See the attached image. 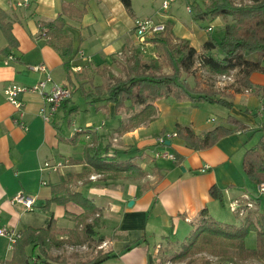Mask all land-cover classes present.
Segmentation results:
<instances>
[{
  "label": "crops",
  "instance_id": "crops-1",
  "mask_svg": "<svg viewBox=\"0 0 264 264\" xmlns=\"http://www.w3.org/2000/svg\"><path fill=\"white\" fill-rule=\"evenodd\" d=\"M162 1L130 0L133 12L130 15L120 0H29L22 6L16 5L22 0H0V11L5 14V22L16 42L10 55H4L2 50L7 40L0 27V227L18 233L25 227L44 229L52 218L60 229L74 228L76 218L84 215L79 205L74 202L51 203L45 208L52 197L51 186L69 179V190L91 199L97 208L88 219L100 217L101 227L95 231L104 236V241L96 248L117 255L102 264H158L156 256L159 251H177L180 243H174V237L180 234L186 237L191 231L190 222L202 209H207L210 216H218L219 202L209 194L212 186H216L223 201L229 203L243 196L253 197L249 195L253 188L257 198L264 196V192L260 193L242 170L245 150L252 147H248L244 136L253 128H264V92L259 89L264 86V74L253 73L250 81L254 87L248 90L235 84L223 86L225 89L209 86L219 93L218 97L233 103L231 109L218 110L217 105L192 103L187 99L177 102L168 97L154 103L156 112L153 116L138 121L131 128L125 123L134 113L116 112L112 104L94 106L99 112L105 111L103 115L107 123L112 124L106 127V122L102 121L101 126L105 128H94L93 140L89 135L80 136L79 144L82 148L84 145L107 146L109 155H116L120 160L132 159L145 173V177L138 181L106 180L105 174L80 163L83 153H75L67 143L73 136L65 135L60 129L62 120L77 109L73 103L74 94L69 103L60 106L51 122H45L39 116L43 98L38 93L26 92L20 96L23 102L21 111L6 100L4 89L7 86L31 87L44 77V73L29 69L33 65H45L55 83L69 88L80 84L84 87L103 85L97 81L107 76L103 73L104 66L118 77L114 69L117 60L140 45L134 34L135 19L172 23L174 36L189 41L197 53L201 52L208 35L221 34V28L230 20L216 17L202 27L186 8L198 0H176L165 11L161 10ZM64 4L77 11L84 10L82 15L70 12L64 16V30L72 49L69 57L60 54L56 43L50 44L46 38L39 37V24L54 21L62 13ZM183 5L190 17L185 22L177 19V11ZM140 46L153 47L151 44ZM66 61L72 66L69 79L64 68ZM74 67L78 70L75 71ZM225 76L231 79L232 73ZM49 87L48 84L46 90ZM139 109L136 107L135 111ZM212 111L220 114L218 119L209 115ZM228 116L243 127L209 149L193 151L178 138L164 147L154 142L153 135L164 128L175 131L177 125L189 128L200 137L218 125L236 128L235 122L227 121ZM132 119L134 122L140 120L137 117ZM19 122L26 130L18 126ZM169 146L170 153L180 156L179 165L155 158V152ZM45 162L52 167L44 169ZM57 164L60 166L55 167ZM19 193L34 198L32 210L12 203V198ZM129 201H132L131 205ZM138 241H141L139 245L130 248ZM245 246L253 249L254 242L245 243ZM11 256L7 239L0 237V264L9 261Z\"/></svg>",
  "mask_w": 264,
  "mask_h": 264
},
{
  "label": "trees",
  "instance_id": "trees-1",
  "mask_svg": "<svg viewBox=\"0 0 264 264\" xmlns=\"http://www.w3.org/2000/svg\"><path fill=\"white\" fill-rule=\"evenodd\" d=\"M120 1L126 12L132 15L130 0ZM208 1V5L198 2L191 5L193 20H212L216 17H228L230 20L221 28V34L208 35L200 53L196 52L189 41L176 38L172 32L173 24L167 22L162 32L153 35L146 42L153 45L159 55L157 58L148 63L143 62L138 50H133L123 65V77L110 74L111 82L108 85L91 84L89 90L84 88V84L72 86L71 94L79 91L82 98L93 107H97L99 103H103L104 107L112 104L116 112H132L133 117L139 118L140 121H146L155 114L156 101L168 97L177 102L187 99L192 103L206 102L231 109V101L218 97L219 93L210 88H200L198 84L190 85L182 74H189L197 63L199 67L215 76L234 73V84L242 90L252 89L254 85L250 76L253 73L264 74V0ZM70 12L82 15L84 10L77 11L73 6L64 4L62 13L54 21L39 24V37L46 38L50 44L56 43L63 57H69L72 53L70 39L64 30V16ZM5 19V14L0 11V27L7 40L2 53L8 56L16 42ZM64 68L69 79L72 73L69 61L64 62ZM164 68H169L170 71L164 72ZM259 89L264 92V86ZM69 100L61 106L69 103ZM136 107H140L137 112ZM227 121L235 122L236 128L229 129L218 125L201 137L196 136L189 128L177 125L176 138L193 151L206 150L239 128L237 124L240 123L232 117L228 116ZM79 129L67 143L74 145L83 135H89L93 140L94 127ZM175 159L173 163L179 165L180 156L176 155ZM80 163L105 174L106 180L138 181L145 177L143 170L132 159L120 160L116 155H109L107 146L85 145L83 160ZM242 170L252 184L264 183V135H261L254 146L245 150ZM50 192L52 197L46 202L45 208L51 203L64 205L74 202L84 210V215L76 218L77 223L72 229L58 228L52 218L44 229L23 228L19 233L20 238L12 245L11 259L3 261V264H102L117 257L112 251L103 252L101 249H98L93 257L73 262H69L64 254L52 255L53 247L70 241L76 245L94 244L96 248L102 244L104 236H99L95 231L101 227L99 215L88 222V218L97 211L96 206L91 199L70 191L69 179H62L58 184L51 186ZM209 194L219 203H223L222 195L216 186L210 188ZM263 220L261 215L256 222H252L246 215L243 222L236 226L216 221L208 214L207 209H202L190 222L191 231L179 245V249L170 255L161 250L156 259L158 264L181 262L185 259H188L186 264H192L191 259L194 256L205 254L216 258L215 264H264ZM252 231L256 235V246L249 249L245 246V239ZM63 236L68 237L58 240L57 237ZM140 243L141 241H138L130 248ZM29 248L36 250L37 255L32 256L27 251ZM200 264L213 263L207 258H202Z\"/></svg>",
  "mask_w": 264,
  "mask_h": 264
},
{
  "label": "rangeland",
  "instance_id": "rangeland-1",
  "mask_svg": "<svg viewBox=\"0 0 264 264\" xmlns=\"http://www.w3.org/2000/svg\"><path fill=\"white\" fill-rule=\"evenodd\" d=\"M197 2L200 4L199 1H197ZM203 3L205 5H208L209 1L205 0ZM177 19H180L183 22L190 20L189 13L185 10L184 5L181 7V9H179L177 11ZM210 21L211 20H197V23H198V25H201L202 27H206ZM138 44H139V42H138ZM146 45H149V44H146ZM135 48H137V47H135ZM137 50L139 52L140 60L143 62L148 63L150 60L155 59L159 56L158 53L156 52V50L154 49V47H151V46L142 48L139 45ZM129 56H130L129 53L128 54L125 53L122 56H120V58L117 60V64H116L114 69H115V73L118 75V77H123V75H124L123 74V65L125 64V61ZM98 70H100V68H98ZM103 70H104L103 73L104 74L107 73V76L105 75V77L102 80H98L97 84L102 83L103 85H108L111 82V80L109 78V75L111 73H110L109 69H107V67H105V66H104ZM164 71L169 72L170 69L164 68ZM182 76H183V78H186L188 80V82L190 83V85H192V86L194 84H198L200 87L203 86V87H207V88H209V86L217 85V86H219V88L225 89V87H223V86H226L227 84H233L234 85V82H235L234 73H232L231 79L230 78L228 79L226 77H221V76L220 77H212V76H210V74L207 71H205L203 68L199 67L197 65V63L195 64L194 69H192V71H190L189 74L183 73ZM84 88L89 90L91 88V85L90 86L86 85ZM73 103L75 105V108H77V109L75 111L71 112L70 115H67L66 118H64L62 120V122H61L62 125L60 124L61 125L60 129H61V131L64 132L65 135H68V136L72 135L73 136L76 133L77 129L86 128V127H94L97 130L102 128V130H103V128H105V127L103 125L101 126L102 121H103V123L106 122V127H109V125L112 124L109 121L107 123V118L103 115V113L105 114L106 112L104 111L102 113V112L95 110V108L93 106L89 105L86 102V100L84 98H82L79 91L74 92ZM207 104H209V103H207ZM211 105H217V104H211ZM263 106H264V104H263ZM215 107L218 110H223V108H224V107H221L219 105H217ZM262 114L264 115V112H262ZM209 115L218 119L220 114L218 112L212 111V113H210ZM132 118H135V117H131V118L126 119L127 122L125 124H126L127 128H131L133 125H136L137 123H139L138 121H140V120H137L134 122V119H132ZM263 120H264V118H263ZM237 126L239 128L243 127L240 124H237ZM164 129L165 130L162 129L158 133H156L155 136L153 135L154 142L156 145H157L156 138L158 136H160L161 134H163L165 132H175V131L167 130L166 128H164ZM261 135H264V130L262 129V127H259L258 129H255V128L251 129L247 133V135L244 136L245 141L248 144V147L254 146L259 141ZM79 145H80L79 140H77V143L74 145L70 144V146H72L74 148L75 153H77V151L83 153V149H84L85 145L83 148H82V145H80V146ZM70 146H69V148H72ZM169 149H170V146H169V148L161 149L160 151L170 153L171 151ZM172 154H173V152H172ZM254 190H255V188H253L251 190V192H249V193H251L249 195H252L253 197L248 198L251 200V202L254 205H252L251 209L245 210L243 212V215L240 216L238 213L232 212L229 209V202H226V200H225V201H223L222 204L219 203L220 209L218 211L219 212L218 216L215 217L213 215L211 217L216 221L224 222V223H228V224H233L236 226H239L243 222L246 215H248L250 217V220L252 222H256L260 218V215H258V212L261 213V215L264 218V196L261 198H257V195H256L257 193ZM244 203H246V202H244ZM258 206H260V207H258ZM258 210H260V211H258ZM92 218H94V217L92 216ZM91 220H89L88 222H91ZM263 223H264V220H263ZM188 234H186V235H188ZM184 239H185V236L182 237V234H180L179 236L174 237L173 242L181 244L184 241ZM58 240H60V239L58 238ZM250 242H254L253 247L255 248V246H256V235H255V232H253V231L250 232L245 239L246 245H248ZM97 249L98 248H95L94 244H92V245H86V244L76 245L75 243H73V241H70V243L63 244V245H60L57 247H53L51 250V254L52 255L64 254V256H66V258L69 262H73L76 260H84L86 258L93 257L95 255ZM175 249L176 248H174V250ZM27 251L30 254H32V256L37 255L36 250H31V248H29ZM167 251H168L167 255H170L173 253L172 249H168ZM201 256H204V257H201ZM202 258L209 259L213 264H215L216 260H217L214 257L203 254V255L194 256L191 259L192 260L191 262H192V264H200ZM187 261H188V259H185L181 262H172V263L167 262L166 264H186Z\"/></svg>",
  "mask_w": 264,
  "mask_h": 264
},
{
  "label": "built area",
  "instance_id": "built-area-1",
  "mask_svg": "<svg viewBox=\"0 0 264 264\" xmlns=\"http://www.w3.org/2000/svg\"><path fill=\"white\" fill-rule=\"evenodd\" d=\"M176 0H163L161 3V10L165 11L169 8L170 4ZM204 2L205 0H198ZM29 3V0H22L18 2L17 6H22ZM187 11L191 12V7L187 6ZM165 24L162 22H156L152 19H135L134 20V34L140 45L148 44L146 43L149 38L153 35L160 33L164 30ZM81 55V54H80ZM83 56V55H81ZM87 62L90 61L89 58H85ZM30 70L34 72L44 73V77L39 80L35 85L31 87H21L15 84L9 85L4 89V95L6 100L14 106L17 111H21L23 107V102L20 99V96L26 92H35L42 96L43 105L39 109V116L45 122H51L54 115L57 113L58 109L66 100L71 99L72 94L68 86L55 83L50 73L47 70V67L43 64L33 65L29 67ZM75 71L78 70L77 67L73 68ZM225 77V76H221ZM50 85L49 89L46 90L47 85ZM23 130H26V127L23 123H18ZM77 129L76 131H79ZM175 132H165L156 138L157 146L164 147L167 142H170L172 139H175ZM155 158L166 159L175 162V155L168 152H161L158 150L154 153ZM60 164H57L58 167ZM52 166L45 162L43 165L44 169L51 168ZM55 167L53 169H55ZM257 190L260 193L264 192V183L257 185ZM246 202V203H244ZM12 203L22 205L26 210H32L34 205V198L24 196L19 193L12 198ZM254 205L247 196H243L240 199H234L229 203V209L232 212L238 213L240 216L243 215L245 210H249ZM244 207V208H243ZM0 237H4L8 241V249L12 250L13 243L20 238V234L6 227H0Z\"/></svg>",
  "mask_w": 264,
  "mask_h": 264
},
{
  "label": "water",
  "instance_id": "water-1",
  "mask_svg": "<svg viewBox=\"0 0 264 264\" xmlns=\"http://www.w3.org/2000/svg\"><path fill=\"white\" fill-rule=\"evenodd\" d=\"M167 144H169V142H167ZM184 170V169H183ZM129 205H131L132 204V201H129V203H128Z\"/></svg>",
  "mask_w": 264,
  "mask_h": 264
}]
</instances>
